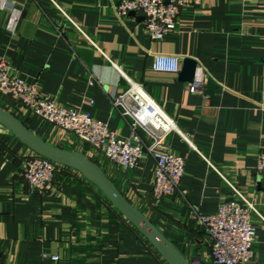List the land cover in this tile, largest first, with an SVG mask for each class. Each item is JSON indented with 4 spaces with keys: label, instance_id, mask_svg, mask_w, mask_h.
Instances as JSON below:
<instances>
[{
    "label": "crops",
    "instance_id": "obj_1",
    "mask_svg": "<svg viewBox=\"0 0 264 264\" xmlns=\"http://www.w3.org/2000/svg\"><path fill=\"white\" fill-rule=\"evenodd\" d=\"M144 18L140 11L120 16L116 0H6L0 6V57L44 93L88 111L122 136L131 134L130 119L112 98L132 81L143 84L178 126L165 143L186 158L174 195H153L151 155L123 170L72 133L27 111L13 113L48 142L99 163L187 259L209 261L211 243L197 213L216 212L231 195L227 180L264 217V179L256 172L264 149V0H187L177 27L162 40L145 30ZM158 53L177 55L181 69L186 57L195 59V77L205 73L204 92L189 91L191 81L180 72L156 70ZM209 79L216 84L212 93ZM32 151L0 128L1 262L52 264L49 255L58 253L56 264H168L78 170L64 165L52 188L31 191L22 170ZM252 219L257 239L251 264H264V220L256 212Z\"/></svg>",
    "mask_w": 264,
    "mask_h": 264
},
{
    "label": "built area",
    "instance_id": "obj_2",
    "mask_svg": "<svg viewBox=\"0 0 264 264\" xmlns=\"http://www.w3.org/2000/svg\"><path fill=\"white\" fill-rule=\"evenodd\" d=\"M186 3L187 0H116V10L123 17L130 12H142L145 16V30L153 39L162 40L177 27ZM5 5L6 0H0V6ZM70 21L82 36L101 50L76 21L71 18ZM106 57L108 58L107 55ZM154 68L178 73L181 70V59L174 54L158 53L155 55ZM204 81L205 73L201 71L188 84L189 91L203 93ZM90 102L93 103V100ZM112 102L123 116L130 119L129 136L116 133L107 123L92 117L84 109L61 104L56 97L44 93L37 83H30L21 77L5 58L0 57V104L12 112L27 111L52 123L61 131L72 133L95 151L102 152L123 170L136 168L146 155H151L155 160L153 195L157 199L174 195L180 189L186 164L184 156L165 147L168 134L178 129L175 119L141 83L132 81L128 89L112 98ZM192 147L198 150L195 146ZM200 154L212 169L220 173L204 153ZM25 159L22 175L30 190L40 193L52 188L57 173L64 167L34 151ZM256 172L264 179V149L257 155ZM227 182L231 195L218 204L216 212L197 213L212 249L211 259L199 264L252 263L253 245L257 239L252 213L256 212L263 220L264 217L235 184ZM49 256L52 264L60 260L58 253H51ZM0 264L5 263L0 261Z\"/></svg>",
    "mask_w": 264,
    "mask_h": 264
},
{
    "label": "water",
    "instance_id": "obj_3",
    "mask_svg": "<svg viewBox=\"0 0 264 264\" xmlns=\"http://www.w3.org/2000/svg\"><path fill=\"white\" fill-rule=\"evenodd\" d=\"M197 61L191 57L184 59L180 71L183 80L193 81ZM208 92L212 93L216 84L208 80ZM0 128L16 135L26 146L41 156L78 170L86 179L96 185L106 198L126 217L157 249L168 264H195L187 259L166 237L160 228L118 188L104 169L80 150H71L54 145L37 135L26 122L0 104Z\"/></svg>",
    "mask_w": 264,
    "mask_h": 264
},
{
    "label": "rangeland",
    "instance_id": "obj_4",
    "mask_svg": "<svg viewBox=\"0 0 264 264\" xmlns=\"http://www.w3.org/2000/svg\"><path fill=\"white\" fill-rule=\"evenodd\" d=\"M196 264H199V263H196Z\"/></svg>",
    "mask_w": 264,
    "mask_h": 264
},
{
    "label": "trees",
    "instance_id": "obj_5",
    "mask_svg": "<svg viewBox=\"0 0 264 264\" xmlns=\"http://www.w3.org/2000/svg\"><path fill=\"white\" fill-rule=\"evenodd\" d=\"M1 105H3V104H1ZM4 106V105H3Z\"/></svg>",
    "mask_w": 264,
    "mask_h": 264
}]
</instances>
